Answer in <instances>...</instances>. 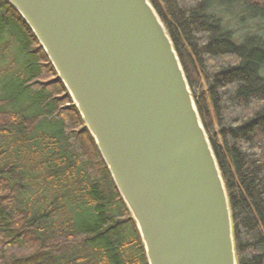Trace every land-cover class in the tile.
<instances>
[{
    "label": "trees",
    "instance_id": "obj_1",
    "mask_svg": "<svg viewBox=\"0 0 264 264\" xmlns=\"http://www.w3.org/2000/svg\"><path fill=\"white\" fill-rule=\"evenodd\" d=\"M149 1L217 158L237 263L264 264V38L239 41L211 12L216 0ZM0 264H148L94 137L7 0H0Z\"/></svg>",
    "mask_w": 264,
    "mask_h": 264
},
{
    "label": "water",
    "instance_id": "obj_2",
    "mask_svg": "<svg viewBox=\"0 0 264 264\" xmlns=\"http://www.w3.org/2000/svg\"><path fill=\"white\" fill-rule=\"evenodd\" d=\"M7 1L94 137L148 264H238L219 164L151 2Z\"/></svg>",
    "mask_w": 264,
    "mask_h": 264
},
{
    "label": "rangeland",
    "instance_id": "obj_3",
    "mask_svg": "<svg viewBox=\"0 0 264 264\" xmlns=\"http://www.w3.org/2000/svg\"><path fill=\"white\" fill-rule=\"evenodd\" d=\"M256 0H216L211 12L219 18L224 27L233 31L239 41L246 36L258 35L264 38V0L253 7ZM264 76V67L262 69Z\"/></svg>",
    "mask_w": 264,
    "mask_h": 264
}]
</instances>
